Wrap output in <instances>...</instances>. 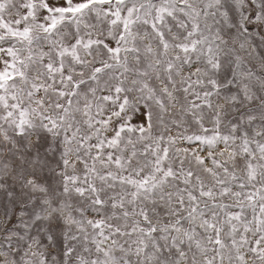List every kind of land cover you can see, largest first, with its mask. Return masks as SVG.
<instances>
[{"label": "snow or ice", "instance_id": "1", "mask_svg": "<svg viewBox=\"0 0 264 264\" xmlns=\"http://www.w3.org/2000/svg\"><path fill=\"white\" fill-rule=\"evenodd\" d=\"M0 264H264V0H0Z\"/></svg>", "mask_w": 264, "mask_h": 264}]
</instances>
